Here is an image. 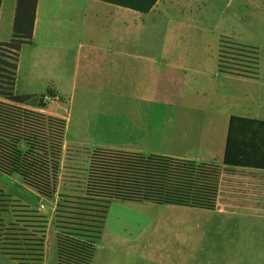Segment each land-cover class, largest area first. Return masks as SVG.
Segmentation results:
<instances>
[{
	"label": "crops",
	"instance_id": "obj_1",
	"mask_svg": "<svg viewBox=\"0 0 264 264\" xmlns=\"http://www.w3.org/2000/svg\"><path fill=\"white\" fill-rule=\"evenodd\" d=\"M65 1L71 7H64L59 17L57 36L46 34L44 44L39 45L38 0L34 37L20 54L16 85L23 73L27 89L23 95L34 96L31 88L37 83L46 90L44 106L38 103L36 108L37 136L46 140L67 135L73 125L75 147L91 153L104 148L221 165L216 214L210 216L219 223V231L228 235L233 229L238 232L243 221L264 220V168L224 162L232 118L264 122V67L257 78L220 71V45L225 36L223 31L213 35L220 23L208 28L204 21L209 13L228 12L219 4L223 0H159L149 13L100 0ZM225 1L232 7L231 0ZM17 2L8 15L9 28L2 35L0 30V41L12 38ZM234 7L233 18L247 21L253 30L244 34V24L239 25L244 22H237L238 43L264 44V0H240ZM3 15L4 0L0 27ZM160 25L169 36L162 49H154ZM189 30L196 36H186ZM105 46L108 52L100 53ZM0 103L15 106L1 98ZM21 105L16 106L27 110ZM51 108L65 114L49 112ZM24 120L21 144L36 139V133L27 129L26 115ZM29 123L32 128L34 123ZM33 158L23 153L20 170L8 175L10 183L27 191L36 204L25 203L30 209L44 215L50 205L55 214L63 164L53 196L46 192V172ZM123 223L119 218L112 233L119 239L131 238Z\"/></svg>",
	"mask_w": 264,
	"mask_h": 264
},
{
	"label": "trees",
	"instance_id": "obj_2",
	"mask_svg": "<svg viewBox=\"0 0 264 264\" xmlns=\"http://www.w3.org/2000/svg\"><path fill=\"white\" fill-rule=\"evenodd\" d=\"M141 13H149L159 0H100ZM3 0H0V12ZM38 0H18L9 41H0V98L24 104L33 96L16 94L18 64L22 48L32 43ZM223 38L219 67L223 73L257 78L258 51L254 47L230 42L237 47L224 62ZM237 52L241 54H237ZM235 57V58H234ZM240 58V59H238ZM244 59L245 61L241 60ZM244 62L247 65H240ZM43 99L40 105L44 106ZM24 112L0 103V171L12 175L20 170L24 138ZM35 130H34V129ZM33 131L38 133L35 120ZM225 164L264 168V122L233 117L225 151ZM222 166L193 160L97 148L91 153L85 187L80 195L60 194L56 213L59 264H90L114 201L152 202L201 210L216 209ZM60 199V200H61ZM12 201L22 220L4 224L2 213ZM47 218L12 199L0 190V251L20 264H42L45 255ZM23 224V225H20Z\"/></svg>",
	"mask_w": 264,
	"mask_h": 264
},
{
	"label": "rangeland",
	"instance_id": "obj_3",
	"mask_svg": "<svg viewBox=\"0 0 264 264\" xmlns=\"http://www.w3.org/2000/svg\"><path fill=\"white\" fill-rule=\"evenodd\" d=\"M245 1L243 0V3ZM14 2L15 0H4V15L0 27L1 35L9 28L8 15L14 6ZM225 2L223 0L219 4H222L224 10H228V12L223 15L221 11L209 13L204 25L208 28H214L220 23V32L217 30L213 35L223 31L225 37L222 38L245 45L238 43L240 41L234 34L237 22H244L239 23V25L244 24L242 27L244 34L253 32L245 23L247 21H238L233 18L234 6L237 3L239 5L240 0H231L232 7L230 8L226 6ZM66 6L71 7L69 1L40 0V25L36 38V42L39 45L44 44L42 40L44 35L57 36V32L60 29L58 26L59 17ZM192 32L193 30H189L186 36H196ZM168 36L166 27L160 25L154 34V38L158 41L155 43L154 49H162V44ZM230 40L226 41L225 49L223 50L225 53L224 58L226 57V60H224L226 66L230 62L228 60L229 57H232L229 54L235 53L237 48L230 44ZM246 46L254 47L258 51L260 72L261 68L264 67V44ZM107 49L108 47L105 46L100 53L108 52ZM237 54L241 53L237 52ZM241 60L245 61L244 59ZM239 64L247 65L244 62H239ZM23 78L24 75L22 73L20 85H16V94L23 95V90H27L24 89ZM41 84H43V81ZM31 90L36 93H33L34 96L28 102L21 105L22 107L23 105L27 106V110L23 109L22 111L28 120V131L31 130L29 122L34 123L38 119L36 108H39L38 103L40 99H43V93L46 92L45 88L41 89L38 83ZM14 105L13 107L17 108L16 105L18 104L14 103ZM49 112L65 114L63 110L58 111V109L52 108L49 109ZM73 127V125L72 127L70 125L67 135L62 134L58 135L57 138L46 140L35 136L36 139L21 144V149L25 156L32 155L34 157L32 160L35 164L38 163L41 169H44L43 172H46L45 179H43L45 184L48 183L49 185L46 188V192L53 196L59 188L58 175L61 164H63L61 177L63 192L61 191L60 194L70 197L77 196L80 195V191L85 187L91 152L75 147V141L72 137ZM37 134H39V131ZM92 142L93 140H89L90 144ZM68 146L69 148H67ZM10 181L8 175L0 171V185L7 186L5 187L6 190L1 188L0 190L25 206V203L36 206L25 189L12 182L10 183ZM61 201L64 202V199L59 202ZM113 203L107 214L105 228L100 238L96 240V250L90 264H187V256H190V264H197L198 262L200 264H264V220L243 221V227L239 231L237 230L238 232L233 229L228 235H224L217 228L219 225L217 220L210 218V216L216 214L214 212L215 209L201 210L174 205H156L152 202L123 203L114 201ZM14 206L15 204L11 201L8 212L2 213L4 224L7 227L11 223H16L17 220H22L20 218L22 214L16 216L14 211L17 208H14ZM56 213H52L50 205L45 208L44 215L48 223L45 255L42 264H59ZM119 218L125 222L123 224H126L128 231L132 233L131 238L119 239L112 233L111 227L118 224ZM141 224L144 226L142 227ZM198 224L200 225L199 228L197 227ZM0 264H20V262L0 251Z\"/></svg>",
	"mask_w": 264,
	"mask_h": 264
}]
</instances>
